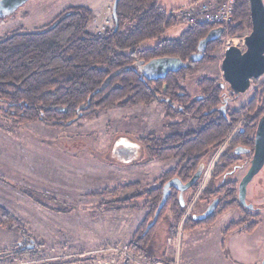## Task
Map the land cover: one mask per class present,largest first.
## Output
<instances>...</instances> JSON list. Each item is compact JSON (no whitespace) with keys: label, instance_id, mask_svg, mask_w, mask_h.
Segmentation results:
<instances>
[{"label":"rangeland","instance_id":"374dc122","mask_svg":"<svg viewBox=\"0 0 264 264\" xmlns=\"http://www.w3.org/2000/svg\"><path fill=\"white\" fill-rule=\"evenodd\" d=\"M113 1L28 0L12 14L0 15V36L18 28L32 30L47 25L73 5L90 7L94 17L88 29L102 33L113 25ZM158 2L166 10L181 11L191 6L193 0ZM184 28L179 19L163 36H176ZM248 32L246 29L235 36L221 35L219 46L213 50L214 60L199 63L191 72L185 71L178 78L179 83L196 92L198 76L220 78L225 48L233 44L244 49V36ZM248 96L245 92L239 98ZM6 106L0 101V205L25 223L23 227L31 237L23 240L18 229L0 226V264H122L124 258L133 264H264V210L252 233L234 231L225 238L224 229L237 219L235 208L210 224L187 231H181L183 217L174 238L169 237L172 216L166 213L149 236L153 251L147 257L143 253L134 254L130 246L147 212L142 207L145 197L115 208L109 200L112 193L102 192L106 187L137 182L135 187L114 196L142 193L177 160L163 161L162 165L147 158L130 163L123 156L125 146L118 145L116 140L128 138L136 142L145 133L162 135L178 127L183 130L194 127L195 119L181 120L176 115L166 118L164 105L152 101L101 110L91 118L79 117L59 127L41 121L18 123L4 116L2 109ZM136 152L135 149L127 159L135 158ZM109 155L120 163L111 162L107 159ZM23 187L42 193L41 203L32 198L37 194ZM260 192L264 193V166L248 186L249 196ZM134 203L136 206L131 207ZM259 205L264 206V198ZM18 242L34 247L37 252L22 256L3 252L13 249Z\"/></svg>","mask_w":264,"mask_h":264},{"label":"trees","instance_id":"16d2710c","mask_svg":"<svg viewBox=\"0 0 264 264\" xmlns=\"http://www.w3.org/2000/svg\"><path fill=\"white\" fill-rule=\"evenodd\" d=\"M197 1L193 0L189 4ZM178 11L179 9L166 10L158 0H118L112 11V27L96 33L88 29V24L94 17L93 10L84 5H73L61 11L47 25L32 30L18 28L0 36V101L7 105L2 109L4 116L18 123L41 121L50 126L61 127L79 117L91 118L101 110L147 104L156 98L168 99L172 104L188 111L195 106L199 107L198 113L210 110L218 103L219 79L206 75L195 79L196 88L201 93V102L184 92L185 88L179 83L178 77L183 76L185 71H193L199 63L214 60L213 50L219 46V39L207 42L205 54L200 61H190L188 67L177 72L148 78L139 70V63L152 58L172 56L188 60L196 51L198 41L215 27L203 23L187 24L176 36L164 37L167 29L178 24ZM250 27L249 0H235L232 20L225 25L222 37L235 36ZM147 42L155 43L145 46L144 43ZM235 122L236 119L231 123L225 120L210 122L202 138L191 139L182 144V149L186 145L188 154L195 156L209 147L219 146ZM173 138L158 140L151 134L141 137V158L152 160L169 157L174 151V147L169 144L177 141ZM157 145L160 146L159 149ZM193 170L191 165L186 171V177ZM167 176L168 173L164 174L162 180ZM136 185L137 182H131L111 189L106 187L102 192L112 193L109 200H112L111 204L115 208L145 197L142 207L147 212L130 240V246L134 254L143 253L149 257L148 253L153 251L149 245V236L155 226L169 212L173 221L169 237L174 238L184 207L179 205L172 192L160 209L155 223L144 232L153 219L162 189L160 186L150 187L135 195L114 196L117 192ZM23 188L37 194V197L32 198L41 203L39 196L42 193ZM233 205L231 202L226 207ZM135 206V203L131 205ZM215 217L216 215H212L196 220L188 215L182 223L181 231L210 224ZM23 224L25 223L0 205V226L18 229L25 240L31 236H28ZM227 230L223 232L224 238ZM3 252L22 256L31 252L35 254L37 251L24 242H18L13 249ZM122 264L133 263L124 258Z\"/></svg>","mask_w":264,"mask_h":264},{"label":"flooded vegetation","instance_id":"af4514ba","mask_svg":"<svg viewBox=\"0 0 264 264\" xmlns=\"http://www.w3.org/2000/svg\"><path fill=\"white\" fill-rule=\"evenodd\" d=\"M218 79V103L211 107L210 110H203L198 113L199 107L195 106L192 110L189 109L188 111L186 109L188 112L192 113L190 114L184 108L172 104L168 99L156 98L154 100L164 105L166 118L176 115L181 120H186L188 118L195 119L194 127L185 128L183 130H179L178 127L162 135H155L152 132L145 133L141 135L136 142L126 138L129 143L134 144L129 146L131 149H129V144L126 140L117 142L121 139L119 138L116 142L118 145H124L126 147H123V156L126 158L125 160L127 162L131 163L136 159H139L138 162H143L146 159L141 158L143 154V145L139 141L141 137L151 134L158 140L169 137L177 139L176 142L169 144V146L174 147L172 155L164 159L154 158L151 160L157 165H162L163 161L170 162L177 158L170 167L168 166V168L164 169L163 172L153 180L152 185L148 188L160 186L163 194L165 183L171 181L172 184L169 186L168 196L174 192L177 202L181 207H184L182 218L189 215L193 219L200 220L216 215L215 221L228 210L235 208L238 216L235 221L230 222L224 229V231L228 229L226 233L227 236L234 231L252 233L260 220V212L264 210V206L259 205L261 199L264 198L263 192L256 194L252 193L250 196L248 195L250 181L253 180L255 175L264 166V73L260 76L252 77L248 87L239 93H235L232 90L229 84L224 80L223 74ZM249 89H251V91H249ZM184 92H186L189 97H195L202 102L201 93H199L198 90L196 92H191L185 89ZM245 92L248 93V98L240 99L239 97L241 94ZM189 105L190 107L192 106L191 104ZM234 119H236L235 124L219 146L215 148L209 147L195 156L188 154L185 150L186 145H184L182 149V144L188 143L191 139L202 138L210 122L219 123L225 120L227 123H231ZM169 142H171V140ZM156 147L157 149L160 148L159 145ZM135 149L137 151L135 154L136 157L128 160L129 158L127 159V157L131 156ZM197 156L200 157L197 158ZM108 158H110L113 163H120V161H116V158L112 157V155L107 156V159ZM191 165L194 167V170L186 177V171ZM250 167L253 173L251 174L250 180L245 184L243 192H241V180ZM198 169H200V174L195 182L187 189L181 190L179 185L186 183ZM207 172H209L207 179L203 187L199 189L203 176L206 175ZM166 173H168L167 178L162 180V176ZM194 185L195 189H193ZM231 202H233L234 205L226 207V205ZM213 203H215L213 209L208 212V208ZM188 207L189 209L187 211Z\"/></svg>","mask_w":264,"mask_h":264},{"label":"water","instance_id":"95a60500","mask_svg":"<svg viewBox=\"0 0 264 264\" xmlns=\"http://www.w3.org/2000/svg\"><path fill=\"white\" fill-rule=\"evenodd\" d=\"M28 0H0V15H10L15 12L20 6ZM113 1L112 11L115 8L116 2ZM250 23L251 29L244 36L245 49L242 50L237 45H228L223 53L221 60V69L224 80L229 84L235 93L244 91L252 77L260 76L264 73V2L263 0H249ZM225 28L217 26L211 28L206 35L201 38L196 46V51L193 52L188 60H181L179 57L163 56L152 58L144 63H139V70L148 78L163 77L168 72H177L180 69L186 68L189 62H198L205 54L207 42L221 37ZM251 167L246 172L240 183V191L243 192L245 184L251 178ZM200 174L198 169L193 176L184 184L179 185L181 190L187 189L192 185ZM171 181L165 183L163 194L158 207L155 211L153 219L148 223L144 232L157 220L158 214L164 205L169 194V186ZM215 203L209 208L210 212Z\"/></svg>","mask_w":264,"mask_h":264},{"label":"built area","instance_id":"2783aa9c","mask_svg":"<svg viewBox=\"0 0 264 264\" xmlns=\"http://www.w3.org/2000/svg\"><path fill=\"white\" fill-rule=\"evenodd\" d=\"M234 2L235 0H204L182 9L178 17L185 25L203 23L225 28L232 20Z\"/></svg>","mask_w":264,"mask_h":264},{"label":"bare ground","instance_id":"6f19581e","mask_svg":"<svg viewBox=\"0 0 264 264\" xmlns=\"http://www.w3.org/2000/svg\"><path fill=\"white\" fill-rule=\"evenodd\" d=\"M120 140H126L128 142V144H129L128 147L131 146V145H134V144L129 143V141L127 139H125V138H121L117 142H119ZM129 148H131V147H129Z\"/></svg>","mask_w":264,"mask_h":264}]
</instances>
